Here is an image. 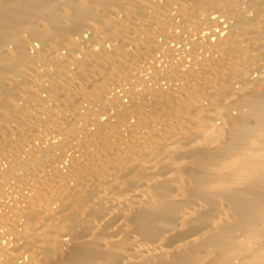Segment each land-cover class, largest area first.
<instances>
[{"label":"bare ground","instance_id":"6f19581e","mask_svg":"<svg viewBox=\"0 0 264 264\" xmlns=\"http://www.w3.org/2000/svg\"><path fill=\"white\" fill-rule=\"evenodd\" d=\"M0 264H264V0H0Z\"/></svg>","mask_w":264,"mask_h":264}]
</instances>
